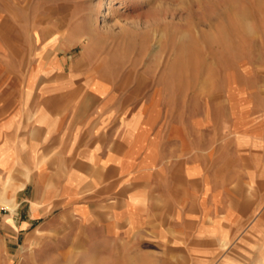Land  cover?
<instances>
[{
	"label": "crops",
	"instance_id": "crops-1",
	"mask_svg": "<svg viewBox=\"0 0 264 264\" xmlns=\"http://www.w3.org/2000/svg\"><path fill=\"white\" fill-rule=\"evenodd\" d=\"M93 51L21 75L0 60V200L20 216L6 218L11 236L73 215L110 246L126 233L172 243L190 264H264V112L246 113L220 145L206 129L205 143L193 135L172 154L145 103L80 68ZM44 217L54 218L36 229Z\"/></svg>",
	"mask_w": 264,
	"mask_h": 264
},
{
	"label": "rangeland",
	"instance_id": "rangeland-1",
	"mask_svg": "<svg viewBox=\"0 0 264 264\" xmlns=\"http://www.w3.org/2000/svg\"><path fill=\"white\" fill-rule=\"evenodd\" d=\"M86 47L94 51L80 68L145 103L172 154L178 145L189 151L193 135L205 143L206 129L220 145L246 113L264 112V0H0L8 69L21 75L56 55L68 69ZM17 212L0 200V264H190L182 249L153 237L127 243L122 233L110 246L96 223L73 215L50 231L37 229L54 218L44 217L14 239L5 224Z\"/></svg>",
	"mask_w": 264,
	"mask_h": 264
},
{
	"label": "bare ground",
	"instance_id": "bare-ground-1",
	"mask_svg": "<svg viewBox=\"0 0 264 264\" xmlns=\"http://www.w3.org/2000/svg\"><path fill=\"white\" fill-rule=\"evenodd\" d=\"M89 46V45H88Z\"/></svg>",
	"mask_w": 264,
	"mask_h": 264
}]
</instances>
